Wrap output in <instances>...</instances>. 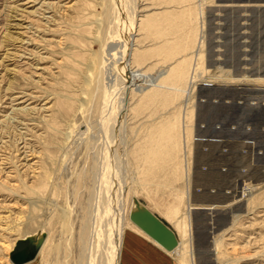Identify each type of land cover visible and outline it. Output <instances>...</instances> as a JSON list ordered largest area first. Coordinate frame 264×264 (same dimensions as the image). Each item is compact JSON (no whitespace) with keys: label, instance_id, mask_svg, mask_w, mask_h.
<instances>
[{"label":"rangeland","instance_id":"374dc122","mask_svg":"<svg viewBox=\"0 0 264 264\" xmlns=\"http://www.w3.org/2000/svg\"><path fill=\"white\" fill-rule=\"evenodd\" d=\"M133 2L132 67L160 87L132 91L125 108L114 0H0V264H10L8 245L30 235L43 247L33 264H85L84 230L93 233L116 175L126 214L133 197L172 229L179 216L170 221L169 207L192 213L187 264H264V0ZM21 41L25 52L13 51ZM201 74L219 80L203 87ZM177 89L194 91L188 106ZM20 93L36 99L11 104ZM213 165L224 170L209 181L222 189L211 194L218 207L197 211L205 206L196 174ZM246 181L257 186L251 195L237 191ZM190 197L200 204L191 212ZM152 248L156 264H179L180 251Z\"/></svg>","mask_w":264,"mask_h":264},{"label":"bare ground","instance_id":"6f19581e","mask_svg":"<svg viewBox=\"0 0 264 264\" xmlns=\"http://www.w3.org/2000/svg\"><path fill=\"white\" fill-rule=\"evenodd\" d=\"M112 1V0H111ZM126 3H128L127 5L129 6V8H126ZM132 3L134 4L133 0H114V7L116 9V13H121V24H120V27H121V32H122V38H121V41H118L116 42L115 44V47H113V49L117 51L116 53V58L113 62H115V66L117 67V69H119V72H120V75H121V81L124 83L125 87H123L125 90H124V95H125V108L126 106L128 107V99H126V96L127 95H130V93L132 91H143L145 90L146 88L149 87L150 88H155V87H160L158 85V81L156 79V76H147V75H144L142 74L141 70L139 69H134L132 67V56L134 55L133 54V51H134V43L136 41L135 37H136V28H135V14L134 12L132 13L133 11V6ZM44 5H42L43 7ZM72 7V6H70ZM47 10H50V7H47ZM45 10L46 13H48V11ZM129 10V12H131L132 14L129 15V13H127V11ZM51 13V12H50ZM44 15V14H43ZM34 16V15H33ZM115 16V15H114ZM120 16V15H119ZM12 17V16H11ZM17 18V17H16ZM48 19V18H47ZM128 19L131 21L128 23ZM48 21V20H47ZM127 24V26H126ZM136 29V30H135ZM203 41V40H202ZM12 42V41H11ZM204 43V42H203ZM29 44L21 41L20 42V45L13 48V51H17L18 50H22L23 52H25V49L23 48V46H28ZM201 45V44H200ZM16 46V45H14ZM15 49V50H14ZM24 49V50H23ZM16 51V52H17ZM113 51V50H111ZM27 53L29 52L28 50L26 51ZM27 53L25 54H21V55H16L15 53L14 54H8V58H20L21 60L23 59H27L26 55ZM110 53V52H109ZM199 53L203 54L202 51H199ZM19 54V53H18ZM29 54V53H28ZM197 54V53H196ZM201 54V56H202ZM33 56V55H32ZM35 57V55H34ZM33 57V58H34ZM112 57V55H111ZM113 58V57H112ZM29 59V58H28ZM109 59V58H108ZM107 59V60H108ZM111 59V58H110ZM109 62V61H108ZM112 62V63H113ZM107 64V63H106ZM110 64V63H109ZM114 64V63H113ZM203 65V64H202ZM107 66V65H106ZM105 66V67H106ZM204 66V65H203ZM109 67V65H108ZM196 68V67H195ZM40 69V68H39ZM106 69V68H105ZM38 70V69H37ZM91 70V69H90ZM92 71V70H91ZM105 71V70H104ZM107 71V70H106ZM105 71V72H106ZM197 72V71H195ZM211 72V71H209ZM108 73V71H107ZM206 73V72H205ZM203 73V74H205ZM110 74V73H109ZM208 74V72H207ZM208 75H211V74H208ZM208 75H202L201 76H204L203 78H201L202 80L201 81H204L203 83H207L206 85H203V87H210L211 84L214 83V81H217L219 80V78L217 80H215V78H213L212 76H208ZM233 75V74H232ZM195 76V75H194ZM104 77V76H103ZM119 77V76H118ZM216 77V76H214ZM245 78H242V76H238V75H234L232 76L231 80L236 83V82H241L242 81L240 79H243V80H247L249 79L250 77L249 76H244ZM194 78V77H193ZM199 78V77H198ZM118 80V79H117ZM115 80V81H117ZM229 80V79H228ZM250 80V79H249ZM264 80V79H263ZM120 79L119 81L117 82H121ZM150 81V82H148ZM254 81V80H253ZM261 81V79H260ZM221 82V81H220ZM226 82V81H225ZM246 82V81H244ZM243 82V83H244ZM249 82V81H247ZM87 84H90V83H87ZM191 86H196L197 85L195 84L194 81H192V84ZM221 87V86H220ZM113 88V87H112ZM118 86H116V89H111L113 90V93H115V91H118L117 90ZM211 88V87H210ZM227 88V87H226ZM119 89V88H118ZM110 90V91H111ZM198 90V89H197ZM196 90V91H197ZM88 91V90H87ZM177 91H181L182 93H187V99H186V103H185V106H188L190 104V102L192 101L193 99V92L192 90L191 91H183V90H180V89H177ZM144 92V91H143ZM176 92V91H175ZM109 93V92H108ZM107 93V94H108ZM117 95H118V92H116ZM21 94V93H20ZM84 94H88V92H86V90H84ZM111 94V95H112ZM122 94V95H123ZM116 96V94H115ZM29 97V100H34L36 98H32L30 95H27L26 93H22L21 95H19L18 97L14 98V97H9V101H11V104L15 101H20L21 100V105H23V103H27V99L25 98H28ZM112 98H113V95H112ZM121 99V98H120ZM23 100V101H22ZM25 100V101H24ZM27 100V101H26ZM39 100V99H38ZM110 102V103H109ZM222 102V101H221ZM17 103V102H16ZM105 113L107 115V118H111L113 117L116 113L114 111V109H112L114 107H112L111 105V100L110 101H106L105 102ZM217 103V102H215ZM230 103V102H229ZM19 104H17L19 106ZM255 104V103H254ZM250 105H253V104H250ZM256 105V104H255ZM121 106V105H120ZM213 106V105H212ZM254 106V105H253ZM193 108L195 110V108L197 109L198 108V105L196 104V101L194 102V105H193ZM12 111H14V114H18V115H23L26 114V115H32V113H30L33 109H28L27 107H22L20 109H13L11 107ZM112 109V110H111ZM120 109V107H119ZM189 109V108H188ZM126 111V109L124 110ZM124 111L122 112V114H124ZM245 111V110H244ZM34 114V113H33ZM125 115V114H124ZM20 117V116H19ZM116 118V117H115ZM9 119V117H8ZM11 119V118H10ZM14 120V119H12ZM19 120V119H18ZM19 123V122H18ZM14 125V124H12ZM108 125V124H107ZM216 126V125H215ZM205 127V126H204ZM200 128H203V127H200ZM108 129V128H107ZM109 130V129H108ZM232 130V129H231ZM233 131V130H232ZM197 141H200L199 139ZM223 147V146H222ZM207 151V150H205ZM195 152V151H194ZM227 152V151H226ZM190 153V152H189ZM188 153V154H189ZM241 153V152H240ZM221 154V153H219ZM24 155V154H23ZM188 156V155H187ZM188 159V158H187ZM30 161V160H28ZM187 164V163H186ZM186 167H189V164H187ZM29 168H33V167H29ZM194 170V169H193ZM206 170V169H205ZM195 171V170H194ZM227 171V170H226ZM196 172V171H195ZM194 172V173H195ZM240 173H242L240 171ZM239 173V174H240ZM193 177V176H192ZM191 176H189L188 174V183L191 184ZM115 179H116V186H110L109 188H107L106 190V194L104 195L103 197V202H102V205L100 207V210H99V216H98V219H97V222H96V225L94 227V229L92 230L93 233L91 232V230H84V233L83 234L85 237H87V243H88V246H86V261L84 262L85 264H123L124 263V257H125V252L126 251V242H127V230L128 228L127 227H132L133 229H135L136 231H138L141 235L147 237L148 239L150 238L151 241L153 243H155V245L157 247H159L160 249L164 250L166 252V250L161 247L156 241H154L151 237H149L144 231H142L139 227H137L131 220H130V214H131V211L132 209H134L136 206H138L139 204H142L144 205L148 210H150L145 204H143L137 197H133L130 201V207L127 211V214H126V211L125 209L123 210L122 208V201H121V197H120V190L122 188V184L120 183L121 182V179H120V176L119 175H116L115 176ZM193 180V179H192ZM119 181V182H118ZM248 181V180H247ZM247 181L246 182H243L242 185H240L238 183L237 185V191L239 192L240 190L242 191V194L244 195L245 193H248V194H252V192H254L255 188L257 187L256 184H254L253 182H248L247 184ZM193 183V182H192ZM124 184V183H123ZM115 185V184H114ZM232 189V188H231ZM104 192V191H103ZM108 192V193H107ZM216 194V193H215ZM238 194V193H237ZM241 194V193H240ZM102 195V196H103ZM247 195V194H246ZM106 196H108L107 198H105ZM189 198V197H188ZM135 199V200H134ZM235 200V199H234ZM250 201V200H249ZM199 203L201 204L202 202L199 201ZM252 203V202H251ZM251 203L249 204V213H252V210H253V207H251ZM198 204V203H197ZM199 204V205H200ZM199 205H196L194 200H191V197L189 199V212L191 211H194L192 210L194 208V206H199ZM205 207L204 208H216L218 207V205L216 206L215 204H203ZM100 206V204H99ZM253 206V205H252ZM195 209V208H194ZM198 209V208H197ZM168 212H169V218L170 221H172V219L174 220L175 217L179 216L178 217V220L176 222L173 223V226H174V229L170 228L176 235L177 237V240H178V246L176 247V249L172 252H168V253H176L177 251H180V259H179V264H187V259H186V256H187V252L188 250H186L187 248L185 247L187 244L186 241H188V243L190 242V244H192L193 242V231H192V213H188L187 214V217L184 218L183 215L180 216L179 215V208L178 207H169L168 209ZM256 212V211H255ZM194 214V213H193ZM155 215V214H154ZM168 215V214H167ZM157 216V215H156ZM162 222H164L159 216H157ZM4 218V217H3ZM187 219V221H186ZM1 220V218H0ZM7 220V219H6ZM240 220V217L239 216H236L234 218V221H233V224H232V227L231 229H233L236 225H237V222ZM165 223V222H164ZM166 224V223H165ZM167 225V224H166ZM3 226V225H2ZM168 226V225H167ZM10 227V226H9ZM8 228V227H7ZM6 228V229H7ZM6 229H4L3 231H5ZM12 233H16V229L14 228H11L9 229ZM227 231V230H226ZM230 231V230H229ZM232 231V230H231ZM228 232V231H227ZM227 232L224 233L227 234ZM11 234V233H10ZM12 235V234H11ZM223 235V236H224ZM31 236V235H30ZM30 236H27L24 238L25 241H21V239H17L15 242H13L11 245H8L5 249L7 250L8 252V257H7V261L8 263L10 264H15L13 263V261L11 260V255L16 251V249H18L19 247H22V248H26L28 250V252L30 253V255L32 256L33 253H32V250L30 249V245L33 246L36 250V255L34 257H32V260L27 262V263H24V264H33L34 261L36 260L37 256L40 254V252L42 251L43 247H41V241H39V243L37 242L38 241V238H30ZM222 236V237H223ZM92 238V241H93V244H89V239ZM29 238V239H28ZM91 242V241H90ZM6 244H2V247L5 246ZM87 245V244H86ZM215 245L216 247H220L221 245V241H216L215 242ZM32 247V248H33ZM125 248V250H124ZM85 252V251H84ZM166 252V253H167ZM84 255V254H83ZM220 261V260H219ZM1 262V261H0Z\"/></svg>","mask_w":264,"mask_h":264},{"label":"water","instance_id":"95a60500","mask_svg":"<svg viewBox=\"0 0 264 264\" xmlns=\"http://www.w3.org/2000/svg\"><path fill=\"white\" fill-rule=\"evenodd\" d=\"M245 128H248V125H246ZM211 142L219 143V144H216L219 146L221 145L222 140H216V141L211 140ZM216 145H214V148L218 147ZM236 150L237 149H231L229 150L228 154L232 156L233 154L238 153V151ZM218 151L219 153H223V151L220 152L219 149ZM222 171H224L222 167H215L213 165L212 167H208V169L205 170L206 173L199 171L196 174L197 182L199 183L198 185H200L199 188L203 190L198 198L203 204H207V205L214 204L212 200L214 196L211 194H215L217 193V191L221 192L222 189H220L217 186L210 185L209 181L212 179L218 180L219 178H222L223 177L222 176L223 174L221 173ZM205 188L207 189L205 190ZM206 199H208V201ZM196 210L197 211L198 210L214 211L215 208H203L202 207ZM130 220L137 227H139L142 231H144L149 237H151L154 241H156L161 247H163L166 251L172 252L178 246V240H177L175 233L164 222H162L156 215H154L150 210H148L144 205L139 204L134 209H132L131 214H130ZM32 247L33 246L30 245V249L32 250V253H33L32 256L30 255V253L28 252L26 248L19 247L18 249H16V251L11 255V260L13 261V263L24 264V263L31 261L32 257L36 255V250L34 247L33 248Z\"/></svg>","mask_w":264,"mask_h":264},{"label":"crops","instance_id":"0c3cea01","mask_svg":"<svg viewBox=\"0 0 264 264\" xmlns=\"http://www.w3.org/2000/svg\"><path fill=\"white\" fill-rule=\"evenodd\" d=\"M138 236H141L148 244L140 240ZM126 238V251H124L125 257L123 264H156V262H160L159 259L155 256V254L151 252V248L153 247V250L158 248L163 252L165 251L157 247L155 243L151 241L150 238L148 239L147 237L141 235L132 227H128Z\"/></svg>","mask_w":264,"mask_h":264}]
</instances>
